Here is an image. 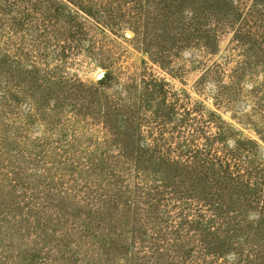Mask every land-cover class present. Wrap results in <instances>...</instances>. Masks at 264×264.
<instances>
[{
	"label": "trees",
	"instance_id": "1",
	"mask_svg": "<svg viewBox=\"0 0 264 264\" xmlns=\"http://www.w3.org/2000/svg\"><path fill=\"white\" fill-rule=\"evenodd\" d=\"M126 1L129 0H0V80L6 82L5 92H0V142H5L6 139L11 141L12 137L17 148L26 152V136L18 132L27 131L31 120H43L44 139L33 146L27 144L26 147L31 148L29 152L32 156L45 165L43 170L46 173L55 171L52 174L59 175H54L56 178L53 177L52 181L55 183L57 180V186L44 180L40 187L48 188L44 192L47 196L72 194L75 186L74 193L79 202L99 210H104L114 196L121 194V187L113 180L120 177L125 179L131 171L129 179L136 178L137 187L133 201L137 209L134 213L138 219L136 222L148 229V232L155 225L160 229V224L164 222L158 214L164 213V210H157L161 206L166 207V214L169 215L167 227L173 233L166 232L169 240L165 247L173 260L172 264L220 263L214 258L221 257L219 255L225 253V249L233 243L238 255V261L234 264H264V179H252L239 169L237 151L240 149V142H237V148L224 151L223 141L227 138L228 131L221 115L210 113L209 117L221 121L218 132L213 133L207 130L213 121L204 122L199 119V115H205L184 106V98L178 94L173 95V101L169 104L162 101L168 107L169 116L172 119L178 117L176 125L169 136L162 135L165 144L154 139L153 111L149 113L147 110L152 106L153 90L158 86L157 80H153V73L147 72L141 77L145 93H132L129 89L128 97H116L117 100L107 103L99 97L100 91L83 86V82L73 83L75 89L77 85L80 88L77 89L78 97L69 99L75 111L79 106L92 109V115H100L105 119L103 122L106 123L111 138L116 135L117 128L126 127L135 131L137 136H132L134 139H140L145 134L143 131L146 127L152 139L144 147L131 148L135 152L132 160L128 158V151L123 148L120 152L119 147L114 153L116 156L108 157L111 160L109 163L96 160L90 162L92 164H84L87 170L94 164L102 165V174L96 176L82 175L83 172L72 169L74 164L87 159L86 154L92 155L93 150L88 151L80 146L74 148L63 143L51 151L42 144L44 140L56 139V135H59L60 141L64 140L70 131L69 123L72 124L71 128L77 122L92 124L87 116L78 117L77 113L69 116L64 112L63 103L68 101V97L58 98L53 106L49 98L33 96L27 101L28 112L25 115L17 112V102L13 96L15 93L8 80H28L24 89L35 93H39L43 87L47 89V93L57 92L61 85L58 80H79L68 76L69 73L65 70L67 61L81 50L87 51L95 60H102L107 52L103 44L112 41L111 35L119 37L118 30L122 25L118 21L123 17V4ZM131 1L137 7L133 15L138 18L134 21H139L138 25L142 23L137 34L145 47L143 51L163 68L165 64L170 65L169 70L173 76L187 70L186 64L176 63L172 59L175 49L182 52L187 48L201 47V53L209 55L214 52L219 37L230 30L233 40L242 51V59L232 69V80L246 79L249 71L260 66L258 61L264 63V0ZM146 9H150V12ZM204 56L197 64L203 65V61H206ZM255 57L258 58L256 62L253 60ZM221 67L222 65L213 64L211 72L219 74ZM209 69L207 67L204 70L205 78L209 77ZM261 73L264 80V69ZM104 78L112 80L114 76L109 73ZM22 91L27 92L21 88L15 92L18 94ZM140 102L141 110L138 105ZM162 104L159 103V108ZM136 107L138 112L134 111ZM12 113H18V118H14ZM112 121L118 124L113 125ZM198 123H202L201 127H197ZM203 132L207 135L203 136L206 142L198 144L197 134ZM153 140L157 142L153 143ZM249 143H253L255 147L258 145L253 139ZM113 150L111 147L94 149L95 152L104 154L113 153ZM50 151L63 167L62 170L49 167L53 162ZM146 156V161L153 163L151 170L149 166L141 165ZM158 173H161L160 179H157ZM66 178H70V182H65ZM107 178V181L115 184L114 188L104 186ZM152 192L153 196L148 201L141 195L151 196ZM28 200L38 206L41 203L32 190ZM169 207L179 211L167 210ZM80 223V220H76L75 226L79 227ZM152 238L149 243L154 250L159 244L155 234L151 235ZM146 242L144 239L136 241L137 249L146 253ZM214 244H218V247L212 248Z\"/></svg>",
	"mask_w": 264,
	"mask_h": 264
},
{
	"label": "rangeland",
	"instance_id": "2",
	"mask_svg": "<svg viewBox=\"0 0 264 264\" xmlns=\"http://www.w3.org/2000/svg\"><path fill=\"white\" fill-rule=\"evenodd\" d=\"M123 8V17H120L118 21L122 25L118 30L119 37L111 35L110 40L112 41L103 44L107 52L101 61L91 58V54L85 50L72 55L67 61L65 70L69 73L68 76L79 80H58L61 82L60 89L51 93H47V89L44 87L40 89L39 93L24 89L27 86L25 82L28 80H8L15 93L13 96L17 102L15 103L18 108L17 112L21 115L28 112L27 101L33 96L49 98L53 106L58 98L68 97V101L63 103L64 112L69 116L76 113L78 117L84 116L83 118H85L87 116V120L92 123L89 125L77 122L75 127L71 128L72 124L66 122L69 123L70 131L64 137L65 139L60 141L59 135H56L54 140H44L42 142L46 146L44 147L53 151L52 148L62 146L64 143L74 148L80 146L88 151L93 150L92 155H85L87 156L86 160L81 154L84 161H79L72 166V169L83 172L82 175L102 174L100 171L102 165L94 164L87 170L84 164L96 160L99 162L104 160L109 163L111 160L108 157L116 156L114 153L119 147L121 148L120 152L125 148L130 155L128 158L132 160L135 155L134 150L131 149L133 146L144 147L152 142L151 135H148L147 132L148 129L144 128L143 137L134 139L132 136L136 137L137 135L131 128H117L116 135L111 138L106 123L103 122L105 119L100 115H92L93 110L83 106H79L75 111L72 101L69 99L78 97L77 89L80 88L77 85L75 89L72 85L83 82V86L100 91L99 97L107 103L110 100H117L116 97H128L129 89L132 93H145L146 88L141 77L147 72H151L153 80H157L158 83V86L153 90L152 106L147 109L149 113L153 111L154 139H159L160 144H165L162 135L169 136L173 126L176 125L178 117L172 119L169 116L166 104L173 101L174 94H178L184 98L182 102L184 106L194 108L198 110V113L205 115H199V119L204 122L213 121L207 129L213 133L218 132L221 121L209 117L210 113L216 112L221 115L228 131V136L223 141L224 151L237 148V142H240V149L237 151L239 169L247 177L264 179V80H262L261 73L264 63L255 57L253 60L258 61L260 66L249 73L247 72L246 79L232 80L230 77L232 69L236 66V62L242 59L240 57L242 51L233 40V33L230 30L219 37L214 52L209 55L204 56L200 51L201 47L199 49L187 48L182 52L175 49L172 59L176 63L186 64L187 70L178 76H173L169 70L170 65L165 64L163 68L143 51L145 47L137 34L142 23L140 22L139 25L137 24L139 21L135 23L134 20L138 17L133 15V11L137 8L136 3L131 0L126 1ZM146 10L150 12V9ZM154 32L155 30L152 31L153 34ZM160 33L163 32L160 31ZM203 56L206 61H203V65L197 64V61ZM213 64L222 65L219 74L211 72L214 69ZM207 67H210L209 77L205 78L203 74ZM109 73L113 74L114 79L106 80L104 78ZM256 78H260V80ZM4 83H6L4 80H0L2 86L0 92H5ZM20 88L27 92L22 91L16 94L15 91L18 92ZM70 88L72 89L70 90ZM118 101L120 100L118 99ZM162 101H165L166 104H162ZM159 103L162 104L160 108ZM138 105L141 110L142 102ZM158 109H161L162 112ZM139 110L137 107L134 109L135 112ZM143 111L146 112V110ZM18 113L11 115L16 118ZM93 116H95L94 119ZM112 124L118 123L112 121ZM200 124L202 123H198L197 127H201ZM44 126L43 120H31L27 131L20 130L18 132L20 135L26 136V139L24 138L26 152H21L10 136L7 137H10L12 142L8 139L5 142H0V264H172L173 260L165 247L169 240L166 237V232L173 233V230L167 227L169 223L166 222L169 220V215L166 214V207L161 206L157 210H164V213L158 214V217L164 222L160 224V229L155 225L152 230H149L151 232H148V229L142 228L136 222L137 218L134 213L137 209L133 201L135 200L134 194H137V187L135 186L136 178L129 179L132 176L131 171L127 173L125 179L120 177L118 180H113L121 187V194L114 196L104 210H99L91 205H82L74 193L75 186L72 194L60 193L46 196L47 193L44 192H47L48 188L42 189L40 186L43 185L44 180H49L52 186H57V180L55 183L52 181L56 178L54 175L59 174H52L55 171L46 173L43 170L45 165L32 156L29 152L31 148L26 147L27 144L33 146L44 139ZM17 128L19 127L17 126ZM197 136H199L198 144L206 142L203 136L207 135L204 132ZM251 139L257 142V147L253 143H249ZM156 142L153 140V143ZM97 147H111L115 151L113 150V153L110 154L95 152L94 149ZM243 147L244 149H242ZM51 151L50 155L53 157L51 161L53 162L49 164V167L62 170L63 167L57 163L58 160ZM30 158H32L31 161ZM146 159L148 156L141 165L149 166L150 170L153 169V163H148ZM158 174L157 179H160L161 173ZM151 179L153 180V176ZM77 180L79 179L77 178ZM107 180L108 178L105 179L104 186L114 188L115 184ZM64 181L70 182V178H66ZM31 190L34 196L41 201V203L37 202L40 204L39 206L28 200ZM170 191L168 190V192ZM78 193L80 194L79 190ZM141 195L148 201L153 196V192L151 196ZM167 210L179 211L177 208L171 207ZM246 218L248 219V215ZM64 219L65 222H63ZM76 220L82 222L78 225L79 227L75 226ZM178 222L181 221L178 219ZM186 227L188 228L187 225ZM152 234H155L157 244H159L154 250L151 249L152 246L149 243L150 240H153V238L151 239ZM140 239L147 241L144 245L152 253L148 251L144 253L142 249H137L136 241ZM218 244H214L212 248H217ZM220 248L222 247L220 246ZM236 251L234 243L229 245L225 249V253L219 255L221 257L214 258L220 262L216 264L236 263L238 261Z\"/></svg>",
	"mask_w": 264,
	"mask_h": 264
}]
</instances>
